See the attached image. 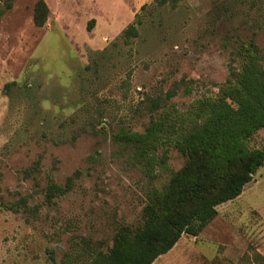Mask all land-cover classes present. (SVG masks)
<instances>
[{"label":"rangeland","instance_id":"374dc122","mask_svg":"<svg viewBox=\"0 0 264 264\" xmlns=\"http://www.w3.org/2000/svg\"><path fill=\"white\" fill-rule=\"evenodd\" d=\"M45 1L42 27L37 0L0 21V264H88L121 223L140 224L170 172L149 180L114 135L216 94L246 40L264 48V0ZM131 23L139 34L126 39ZM252 145L264 147V128ZM169 152L175 171L184 157ZM52 183L67 191L49 199ZM217 208L154 264H264V166Z\"/></svg>","mask_w":264,"mask_h":264},{"label":"trees","instance_id":"16d2710c","mask_svg":"<svg viewBox=\"0 0 264 264\" xmlns=\"http://www.w3.org/2000/svg\"><path fill=\"white\" fill-rule=\"evenodd\" d=\"M16 0H0V21ZM159 5L179 0H154ZM50 8L45 0L34 5L33 21L42 27ZM94 19L90 21L91 29ZM134 23L123 30L126 39L138 36ZM240 63L232 68L216 94L195 99L190 108L166 109L144 130L121 128L115 135L131 152L149 180L170 172L146 192L141 223H121L112 244L99 248L88 264H154L175 247L183 235L199 237L217 216L218 206L236 199L264 166V147L252 140L264 128V48L253 38L242 43ZM184 157L172 170L169 150ZM67 189L52 183L49 199Z\"/></svg>","mask_w":264,"mask_h":264}]
</instances>
